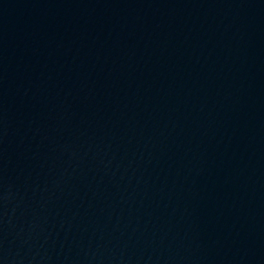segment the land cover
Segmentation results:
<instances>
[{"label":"water","instance_id":"1","mask_svg":"<svg viewBox=\"0 0 264 264\" xmlns=\"http://www.w3.org/2000/svg\"><path fill=\"white\" fill-rule=\"evenodd\" d=\"M0 264H264V0H0Z\"/></svg>","mask_w":264,"mask_h":264}]
</instances>
